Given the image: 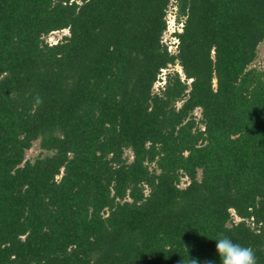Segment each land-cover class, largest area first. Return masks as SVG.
I'll return each mask as SVG.
<instances>
[{"label":"trees","instance_id":"trees-1","mask_svg":"<svg viewBox=\"0 0 264 264\" xmlns=\"http://www.w3.org/2000/svg\"><path fill=\"white\" fill-rule=\"evenodd\" d=\"M262 42L264 0H0V264H264Z\"/></svg>","mask_w":264,"mask_h":264},{"label":"rangeland","instance_id":"rangeland-1","mask_svg":"<svg viewBox=\"0 0 264 264\" xmlns=\"http://www.w3.org/2000/svg\"><path fill=\"white\" fill-rule=\"evenodd\" d=\"M166 23H167V27H166V30L163 32L162 42H164V44L167 45L168 50L175 51L177 39L173 33L175 31H179L182 25L180 22L176 20L175 7H171L170 9L167 10ZM66 34H67V30L63 29V30L54 31L52 33H49L44 38L47 42L54 43L56 40L60 39L63 35H66ZM254 63L256 66H260V67L264 66V42L260 43L258 46L257 58ZM172 69H176L179 72H181L180 67L178 65H175L174 68ZM165 72L167 71L163 69V71L159 75L158 80L154 84L155 89H157V87H160V85H162ZM198 113H199L198 110H196L195 114L198 115ZM40 153H41V150L38 146V142L36 141L32 144V146L29 149L25 151V158L31 160L35 158L36 156H38ZM125 155L126 156L128 155V159H131V154L129 151H126ZM187 181L188 180L186 178H182L180 185L181 186L185 185Z\"/></svg>","mask_w":264,"mask_h":264},{"label":"clouds","instance_id":"clouds-1","mask_svg":"<svg viewBox=\"0 0 264 264\" xmlns=\"http://www.w3.org/2000/svg\"><path fill=\"white\" fill-rule=\"evenodd\" d=\"M215 249L220 264H258L256 253L252 247L235 243L223 234L215 241ZM191 264H197V261L193 259Z\"/></svg>","mask_w":264,"mask_h":264}]
</instances>
